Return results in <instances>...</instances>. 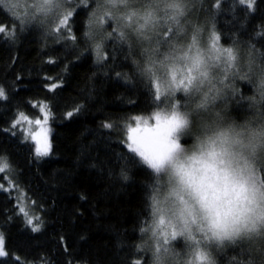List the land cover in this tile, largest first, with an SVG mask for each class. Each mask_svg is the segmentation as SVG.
I'll return each mask as SVG.
<instances>
[{
	"label": "trees",
	"instance_id": "16d2710c",
	"mask_svg": "<svg viewBox=\"0 0 264 264\" xmlns=\"http://www.w3.org/2000/svg\"><path fill=\"white\" fill-rule=\"evenodd\" d=\"M91 1L71 10L70 35L45 33L35 21L21 26L0 5V157L9 165V180L4 172L0 180L11 182L10 191L0 189V264H133L141 255L137 229L159 173L127 148L125 125L153 114L155 102L132 76L126 43L107 40L105 59L97 61L85 39ZM210 18L222 46L264 51V0L254 14L241 0H215ZM41 102L50 109L51 152L37 157L34 141L13 122L21 113L39 116ZM22 199L32 205L27 217L19 212ZM235 256L227 250L220 264Z\"/></svg>",
	"mask_w": 264,
	"mask_h": 264
},
{
	"label": "clouds",
	"instance_id": "9594fccd",
	"mask_svg": "<svg viewBox=\"0 0 264 264\" xmlns=\"http://www.w3.org/2000/svg\"><path fill=\"white\" fill-rule=\"evenodd\" d=\"M215 0H99L101 11L116 18L124 34L132 63V76L153 97L159 87L154 112L180 113L186 123L177 133V161L202 169L205 161L227 170L228 191L211 209L194 204L182 212L169 192L179 182L174 168L156 177V187L147 195V218L138 227L133 264H220V254L236 250L233 264H264V51L243 43L231 48L234 59L209 47L215 32L210 10ZM252 14L258 0H243ZM34 10L35 0L26 5ZM22 11V9H21ZM131 16V22L127 17ZM50 30L54 15H37ZM96 26L94 48L104 55L112 30ZM167 29L172 34L161 41ZM197 53L202 60L194 62ZM192 69L191 85L177 88ZM175 73V81H173ZM132 76L128 78L131 79ZM239 102V104H237ZM224 177L225 173L220 172ZM163 213L154 210V200ZM164 225H160V217ZM178 233L164 243L162 233ZM182 240L177 247L176 241ZM196 253L205 256L198 261Z\"/></svg>",
	"mask_w": 264,
	"mask_h": 264
},
{
	"label": "snow or ice",
	"instance_id": "6c2138e0",
	"mask_svg": "<svg viewBox=\"0 0 264 264\" xmlns=\"http://www.w3.org/2000/svg\"><path fill=\"white\" fill-rule=\"evenodd\" d=\"M81 4H86L87 0H80ZM110 3L115 5L116 0H109ZM243 3V0H241ZM0 5H6L11 11L12 17L23 26L26 23H32L36 20L37 15L49 16L54 14L56 17V28L54 33L60 32L61 28L65 29L69 35L71 34V26L69 20L72 13L62 11L63 0H35L34 10L32 12L26 11L23 14L17 13L18 7L15 0H0ZM132 17H127L128 22H131ZM116 18L109 11H101L99 8V0H97L96 11L92 12L89 19V30L85 33V39L92 41L93 39V25L103 26L106 21L115 22ZM5 31V26H0V33ZM8 36H12L13 33H7ZM115 36V39L124 42V34L118 32L115 28L110 34V38ZM63 38V37H59ZM75 40L74 36H70ZM218 36L213 34L211 38V49L217 54H227L229 59H234V55L231 48H221L218 46ZM93 50L96 53L97 61L105 59L104 55H100V47L96 45ZM202 57L197 53L194 58V62L199 65ZM188 76L180 79L179 84L175 86L177 88L185 86V80L187 85H191L194 77L192 76V69H188ZM119 75V74H118ZM173 81H175V73H173ZM57 85H53V88ZM160 92L157 86V91L154 94V102L159 98ZM6 98L4 90L0 88V99ZM43 111V109H42ZM73 115L72 112L67 113L68 117ZM48 112L44 111V120L31 121L25 117L22 113L18 115V118L13 122V127L21 125L24 133L25 140H32L35 142V155L37 157L48 156L51 152V143L49 141L50 129L46 127L48 121ZM135 127L125 126L127 129V148L139 155L142 161L150 168L155 170L156 173L164 171L166 168H174L176 174L179 176L178 184L171 189L169 197L174 198L176 203L180 206L182 212L191 213L193 211L194 204H199L201 209H211L221 198L223 194L228 191V179L227 170L219 169L214 163L207 161L202 165V169L193 168L192 166H185L177 161L176 154L180 151L179 144L177 142V133L185 125L186 121L184 117L178 112H154L150 117H135ZM27 127H23L24 124ZM38 127V131H32V124ZM105 128H111V125H104ZM9 165L7 161L0 157V172H4L8 169ZM220 172H224L225 176L221 177ZM9 184L11 182L9 181ZM0 189L4 191H10V189H3V185H0ZM154 200V210L156 212L163 213L164 209L158 207L159 202ZM19 212L27 217L25 209L19 207ZM27 223L32 224V218H27ZM160 225H164V217L161 215ZM33 231H38V227H33ZM164 243L167 244L169 238L175 240L178 233L175 228L172 227L171 232H163ZM6 253L3 250V236L0 234V256H4ZM196 259L198 261L205 260V256L201 253H196Z\"/></svg>",
	"mask_w": 264,
	"mask_h": 264
},
{
	"label": "rangeland",
	"instance_id": "374dc122",
	"mask_svg": "<svg viewBox=\"0 0 264 264\" xmlns=\"http://www.w3.org/2000/svg\"><path fill=\"white\" fill-rule=\"evenodd\" d=\"M15 2L17 3V5H18V7H17V9H16V11H17V13H19V14H23L24 12H26V11H29V7H27L26 5L29 3V0H15ZM92 3V5H93V11L92 12H94V11H96V8H97V0H92L91 1ZM79 5H81V2H80V0H63V5H62V11H66V12H71L72 13V9L74 10L77 6H79ZM83 5V4H82ZM5 6V8L8 10V11H10V9H8L7 7H6V5H4ZM21 9H22V11H21ZM11 12V11H10ZM52 15H54V14H52ZM92 15V14H91ZM91 15H90V17H91ZM55 16V15H54ZM35 22H37V24L38 25H43V30H44V32L45 33H50L51 32V34H53L54 35V32H53V30L56 28V24H57V21L55 20L54 21V26L53 27H51V29L49 30L48 29V27H47V25H45V24H43V23H41L40 22V20L39 19H36V20H34ZM33 22V21H32ZM19 23V22H18ZM20 24V23H19ZM27 24V23H26ZM26 24H24L25 26H26ZM211 24H212V22H211ZM109 30H112L113 31V29L115 28V24H114V22H112V21H107V24L105 25ZM96 28V25H93V28H92V30H94ZM49 30V31H48ZM88 30H89V22H88ZM87 30V31H88ZM61 32H64L65 31V29H63V28H61V30H60ZM53 32V33H52ZM59 33V32H58ZM58 33H55V34H58ZM171 34H172V29H167L166 30V32L162 35V36H160V37H158V39H160L161 41H163V40H167L168 38H169V36H171ZM213 34H215V36H218V34H217V32L215 31ZM213 34L210 36V38H209V47L211 48V38H212V36H213ZM60 36H63V35H60ZM116 40L115 39V36H113V37H111L110 39H108V41H110V40ZM91 44V43H90ZM217 44H218V46L219 47H221V48H224V46H222L220 43H219V41H217ZM92 47V46H91ZM92 50H93V47L91 48ZM94 51V50H93ZM94 53H95V51H94ZM96 54V53H95ZM38 107H39V112H40V114H39V116H37V117H27L29 120H31V121H36V120H40L41 122H43V120H44V111H47L48 112V116H49V118H48V121H47V125H46V127L48 128V129H50V132H49V141H50V143H51V136H50V133H51V126H50V116H51V114H50V109L48 108V106L44 103V102H41V103H39V105H38ZM42 109H43V111H42ZM154 113V112H153ZM152 115V114H151ZM151 115H148V116H139V117H144V118H147V117H150ZM26 117V116H25ZM126 125L127 126H131V127H135V120L132 118V119H130L129 121H127L126 122ZM125 125V126H126ZM28 125L25 123L24 125H23V127H27ZM32 131L33 132H35V131H38L39 129H38V127L33 123L32 124ZM18 128L20 129V130H22V127H21V125H18ZM125 137H126V142H127V131H125ZM35 143V142H34ZM1 173L3 174V172H0V175H1ZM4 173H5V179L7 178L8 179V174H7V169L4 171ZM7 174V175H6ZM160 174V173H159ZM9 180V179H8ZM0 185H3V189H7V188H9L10 187V185L11 184H9L8 183V187H7V185L6 184H4V182L2 181V180H0ZM22 207L29 213V214H31V207H32V205L30 204V202L28 201V200H25V199H22ZM31 216V215H30ZM0 234H2L1 232H0ZM3 236V235H2ZM178 241V240H177ZM176 241V242H177ZM3 250H4V252L6 253V251H5V245H4V238H3Z\"/></svg>",
	"mask_w": 264,
	"mask_h": 264
}]
</instances>
